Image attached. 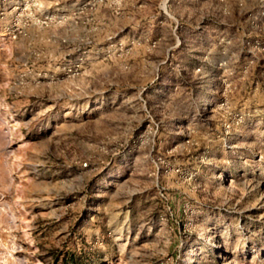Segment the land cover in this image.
I'll list each match as a JSON object with an SVG mask.
<instances>
[{
    "label": "rangeland",
    "instance_id": "obj_1",
    "mask_svg": "<svg viewBox=\"0 0 264 264\" xmlns=\"http://www.w3.org/2000/svg\"><path fill=\"white\" fill-rule=\"evenodd\" d=\"M0 264H264V0H0Z\"/></svg>",
    "mask_w": 264,
    "mask_h": 264
},
{
    "label": "built area",
    "instance_id": "obj_2",
    "mask_svg": "<svg viewBox=\"0 0 264 264\" xmlns=\"http://www.w3.org/2000/svg\"><path fill=\"white\" fill-rule=\"evenodd\" d=\"M84 166H86V164H84Z\"/></svg>",
    "mask_w": 264,
    "mask_h": 264
}]
</instances>
